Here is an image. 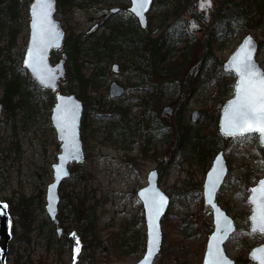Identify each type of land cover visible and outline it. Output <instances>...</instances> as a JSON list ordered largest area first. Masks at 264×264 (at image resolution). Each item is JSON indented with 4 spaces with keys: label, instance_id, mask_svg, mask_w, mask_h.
<instances>
[{
    "label": "rangeland",
    "instance_id": "obj_1",
    "mask_svg": "<svg viewBox=\"0 0 264 264\" xmlns=\"http://www.w3.org/2000/svg\"><path fill=\"white\" fill-rule=\"evenodd\" d=\"M19 1V16H15L13 21L14 27L17 28L13 46L9 48L8 35L0 36V61L12 68L19 65L23 67L30 37L29 4L32 0ZM216 3L214 0L212 19L204 24L202 33L189 31L185 22L188 18L187 11L183 12L184 35L178 36V46L184 45V40L191 33L195 38L193 57L184 69L179 70L182 83L177 82L161 90L162 104L155 108L154 114L161 119L164 126H172L180 119L181 122L192 126L197 125L202 129V133L215 130L218 120L214 119L213 112L223 105L218 100L220 88L236 78L232 73L224 72V61L247 34H251L259 43L264 41V24L252 28L249 32L233 25L227 34L213 42L215 59L204 60V40L215 24L213 16ZM155 4L154 2L148 13V29L151 35L156 37L165 30L174 35L178 27L177 18L170 16L162 23ZM113 6L118 4L75 7L70 13H56V18L61 21L67 32L65 42L69 35L84 34L96 24L98 27L88 33L91 39L87 45L107 34L115 21V16L109 12ZM166 9L162 7L160 11L164 12ZM130 15V12L124 10L122 19L128 20ZM60 56V52L54 51L53 62ZM130 57L129 49H126L122 57L110 63L99 64L107 77L97 92H88L95 97V102L94 111L87 113L85 127L82 120L81 136L86 158L81 164H70L73 175L77 177L63 181L60 196L68 200L76 196L78 200L74 201V204L77 206H95L96 232L104 248H96L93 264H134L143 257L146 246V227L144 221H140L144 213H141V201L137 197V191L146 186L148 173L157 169L160 187L170 195L171 203L162 222L163 245L155 264H201L207 240L202 217L212 224V213L205 212L208 207L204 205L202 197V184L206 174L204 164L194 158L192 162L188 161L180 151L170 165L164 167L160 157L154 154L153 145L147 144L145 148L144 141L140 138H129L136 120H146L138 98L148 96V89L137 84L138 72H129ZM257 60L264 69V45L260 47ZM91 63L84 69L87 75L96 67L93 61ZM114 63L120 66L117 73L112 71ZM66 67L68 69L69 64ZM22 74L23 79H26L27 70L23 69ZM190 75L196 77V90L182 100L188 88L185 80ZM146 78L144 73L142 79ZM113 81L126 89L124 95L117 99L109 97V85ZM233 86H227V89H233ZM58 90L77 95L75 87L69 91L66 81L59 83ZM53 93L54 98L55 92ZM1 95L0 88V97ZM182 104V111L178 113L177 109ZM117 105L126 106L129 115L122 118L113 114L112 110ZM167 105L173 108V112L162 115V110ZM194 110L201 113L200 119L195 123L191 121ZM145 115L147 118L148 112ZM49 117L50 114H47L43 107L34 110L26 105L18 114L16 128L13 129L11 123L5 121L3 110L0 115V199L7 203L8 199L15 202L20 194H25L28 197L33 196L36 203L34 232L27 243L22 242L19 237H14L12 233L7 264H74L75 261L76 264H89L90 249L82 250L81 245L68 234L76 228L75 222L66 220L64 213L60 216L61 200L57 214L59 226L50 220L47 213L45 217L41 214L42 209L46 212L47 186L53 180L52 164L57 161L61 144ZM218 140L219 150L223 151L229 168L218 201L237 224V231L226 245V252L237 261L242 260L251 248L264 242V234L252 233L249 230L251 204L248 201L249 187L256 184L264 174V147L259 144L257 134L219 137ZM160 141L161 139L157 140L155 146L167 155V145ZM13 142L17 143V152L9 150ZM13 213H17L16 220L19 221L20 213L11 212L12 215ZM48 223L53 225L52 231H49ZM84 245L88 246V242Z\"/></svg>",
    "mask_w": 264,
    "mask_h": 264
},
{
    "label": "trees",
    "instance_id": "obj_2",
    "mask_svg": "<svg viewBox=\"0 0 264 264\" xmlns=\"http://www.w3.org/2000/svg\"><path fill=\"white\" fill-rule=\"evenodd\" d=\"M195 1L155 0V6L159 9L161 15L160 21L162 23H165L170 16L177 18L178 27L174 35L165 30L160 35L154 37L151 35L149 29L142 30L137 20L131 15L128 20L122 19L123 13L115 15V21L109 27L107 34L88 45L87 43L91 39L88 34L69 35L65 42L67 65L69 64L66 82L69 91H72L73 87H75L78 97L83 101L85 113L83 115V124L85 127L87 113L94 111L95 102V97L89 95L88 92H97L107 77V75H104L103 69L99 67V64L103 62L110 63L122 57L124 51L129 49L131 54L128 60L131 63L129 72H138L137 77L139 80L137 84L148 89V96L138 98L143 117L146 120H136L132 128L133 132L129 138H140L144 141L145 148H147V144L153 145V152L160 157L164 167L170 165L175 156L181 151L185 154L188 161L192 162L194 158L202 162L205 171H207L212 164L214 155L219 151L218 138L223 137L219 133L218 128L216 127L213 131L202 133V129L197 125L192 126L189 123L181 122L180 119L168 127L164 126L161 119L154 114L155 108L162 104L161 90L166 86L181 82L179 70L184 69V66L193 57L194 36L190 33L189 37L184 40L185 44L182 46H178V42H180L178 36L181 35L183 37L184 35L182 33L184 28V25H182L183 12ZM216 2V10L213 16L215 24L211 31L207 32V38L204 40V60L215 59L212 51L213 42L216 38L227 34L231 26L236 25L244 28L245 32H249L252 28L264 24V0H216ZM96 4H118L125 7L129 5V0H57V13L66 14L70 13L75 7H86ZM162 7H166V11L161 12L160 9ZM170 7H172L170 10L171 14L168 12ZM20 9L21 4L19 0H0V36L3 34L9 36V48L13 46L15 41L17 28L14 27L13 21L15 20V16H19ZM259 44L261 47L264 45V41ZM91 61L96 64V67L87 75L84 69L88 67V64H92ZM22 73V66L19 65L12 68L5 62L0 61V88L2 90L0 102L3 105L5 121L10 122L13 129L16 128L17 116L24 109V106L29 105L34 110H37V107H43L46 113L50 114L54 104V93L51 90L41 88L29 74L26 79H23L24 74ZM144 73L147 75L145 80L142 79ZM222 73L225 76L223 70ZM195 80L196 77L191 75L186 78L185 81L188 88L184 92L185 95H183L182 100L196 90L194 87ZM234 83L235 80H232L231 83L221 86L218 100L222 104L232 96L233 89L228 90L227 86H233ZM99 104H101L100 101ZM221 106H218L213 112L215 120H218V110H220ZM182 108L183 104L177 109V112L180 113ZM147 112L148 116L146 118L145 114ZM112 113L122 118L129 115L126 106L123 105H117L112 110ZM204 117L206 116L204 115ZM159 139H161L160 142L162 144L167 145V155H164L163 150L159 151L158 147L155 146V143ZM16 147H18L17 143L13 142L9 150L17 152L18 148ZM76 177L72 173L68 180L76 179ZM198 187L195 186V188ZM34 199L33 196L28 197L25 194H20L15 202L14 200H7L10 205V212L18 211L20 213L19 221L16 220L17 213H13L12 215L14 237H19L25 243L29 241L30 236L34 232V207L36 205ZM76 200H78L76 196L72 197L71 200L61 197L60 206L62 208L60 216L64 213L66 220L75 222L76 228L69 231L68 234L78 242V245H81L82 250L90 249L88 260L89 264H93V253L96 248H104L96 232L95 206L93 204L86 206V208L84 205L77 206L74 204ZM205 212L209 213L210 210L205 209ZM41 214L42 217H45L46 212L44 209L41 210ZM140 221L143 223V216L140 218ZM202 222L208 236L212 231V224L208 223L204 219V216L202 217ZM47 226L49 231H52L54 228L51 223H48ZM181 226L184 227L185 225L181 224ZM86 242H88V246L84 245ZM81 248L79 247V249ZM74 264H76V261ZM236 264L254 263L249 259L247 253L242 260H237Z\"/></svg>",
    "mask_w": 264,
    "mask_h": 264
},
{
    "label": "water",
    "instance_id": "obj_3",
    "mask_svg": "<svg viewBox=\"0 0 264 264\" xmlns=\"http://www.w3.org/2000/svg\"><path fill=\"white\" fill-rule=\"evenodd\" d=\"M130 4L127 7V11L130 12L137 20L138 23L141 27V29L145 30L148 28L149 21H148V13L151 11L154 0H150V3L147 5V9L143 11V21L141 22L140 17L136 16L134 13L131 12V9L134 6L133 0H129ZM35 3V0H32V3L30 4L29 7V17H30V22H29V28H30V37H29V42L27 46L26 53L23 58V67L27 70L29 75L35 80V82L42 88H48L52 91H55V102L54 105L51 109V114H50V122L53 126V128L56 131L57 134V140L61 142L60 144V153L57 155V161L52 164V169H53V180L50 182L47 186V191H46V205H45V210L52 222H54L57 226H59V220L57 218V214L59 211V204L61 200L60 196V186L63 183L64 180L68 179L70 177V164L72 163H83L85 161V151H84V145L81 137V122H82V116H83V102L76 96L75 93H64L60 90H58L59 82L60 81H65L67 78V70H66V60H67V54L65 53L64 49V42L66 38V30L63 27L61 21H59L56 18V13H57V0H54V8L51 14V19L54 21L55 25L58 26V31L62 34L60 39L56 41L52 46H50L46 53H45V63L47 66L55 73L56 79L54 81V87H47L42 85L39 80L36 78V76L33 74L32 70L27 68L25 66V60L27 59V53L29 51V48L31 46V39H32V27H31V20H32V14H31V9L32 5ZM214 0H199L193 5V8H198L199 10L204 12V21L209 22L211 19V14L210 12L213 11L214 9ZM121 10L120 7L118 6H113L109 9L110 14H116ZM195 24V23H194ZM196 25V24H195ZM98 24L92 27L88 33H91L93 29L97 28ZM193 29V28H191ZM196 30H199L200 27H196ZM247 38H251V41L254 45V52L252 53V59L256 63V65L259 66V69L264 72V69L260 65V63L257 60L258 52H259V42L256 40L251 34H247L244 36V38L241 40V42L236 46L235 50L228 56V58L224 61L223 63V69L225 72L232 73L236 78H235V85L233 88V95L225 101V103L222 105L220 112H219V118H218V131L221 135L225 137H238V136H228L224 130H223V124H224V114L226 109L228 108L229 103L235 99V90H236V84L239 80V77L234 73L229 71V66H230V61L232 60V57L238 52L240 47L245 43ZM53 51H61L62 55L59 58V60L55 63L52 62V52ZM112 69L114 72H117L119 70V65L117 63H114L112 66ZM125 92V88L117 83L116 81H113L110 84L109 88V96L110 98H119L121 97ZM63 98V100L61 99ZM70 102L71 104L78 105V110L76 112V141H77V147H78V152L76 154V159H71L67 158L66 154V141L65 137L61 131V127L58 121V116L59 112L58 109L61 107V105L65 102ZM3 106L2 103L0 102V115L2 114ZM173 108L171 106H165L162 110V115L166 114H172ZM201 117V113L198 110H194L191 114V121L193 123L197 122ZM257 134L259 136V143L260 145L264 146V143H261L260 135L259 133H253ZM247 136V134H245ZM60 168L61 171L57 172V169ZM67 173L66 175L64 173ZM229 168L227 165V162L225 160L223 151L220 150L213 158L212 164L210 168L207 170L205 174V179L203 182V188H202V196L204 200L205 206L209 207L212 212V225L213 229L212 232L208 235L206 245H205V251L203 254L202 258V263L201 264H206V259H207V253H208V248L210 243H215L213 241V236H219L220 237V242H219V247L226 258L227 261L230 262V264H236V260L231 258L230 255L226 252L225 246L226 244L230 241L232 235L236 232L237 230V225L235 222V219L224 209L220 203L218 202V194L226 180V177L228 176ZM209 174H213V178L215 179L216 177H219L216 180V188L213 192L212 196V203H209L208 200V187H209ZM264 181V176H262L255 185H252L249 187V195H248V201L250 203V197L252 196V192L250 191L251 189L257 188L260 185V182ZM155 191L160 193L164 197V206L161 209L160 215L156 217L154 220L150 219L149 216V210L145 206V197L141 195L142 193L146 192H151ZM137 197L141 201L143 211H144V222H145V227H146V246H145V252L143 257L136 263L134 264H142V261L145 260L146 257H148V250L151 245V237H150V231L151 225H155L156 229H158V244L156 247L152 248L153 255L148 257L149 264H155V259L161 252V248L163 245V229H162V220L165 217L167 210L170 206L171 203V197L170 195L164 191L159 184V172L157 169L151 170L148 175H147V185L140 188L137 191ZM251 204V213L249 215V229L253 233L252 228V220L250 219L252 215L254 214V205ZM221 220V222L224 221L226 218L230 224L231 228L225 232L221 231L220 233H217L216 231V221L217 218ZM223 223H221V228H223ZM59 230V229H58ZM60 231V230H59ZM258 233H261L257 231ZM264 234V233H261ZM12 240V218L11 214L9 211V204L5 201H2L0 199V262L1 264H7L8 260V252H9V245ZM260 249H264V242L258 246L253 247L249 253L248 256L251 261H253L255 264H261V258L264 256V253H261ZM255 254V258H254Z\"/></svg>",
    "mask_w": 264,
    "mask_h": 264
},
{
    "label": "snow or ice",
    "instance_id": "obj_4",
    "mask_svg": "<svg viewBox=\"0 0 264 264\" xmlns=\"http://www.w3.org/2000/svg\"><path fill=\"white\" fill-rule=\"evenodd\" d=\"M133 3L138 6H134L131 12L140 17L141 22H144L143 11L147 9L150 0H133ZM53 8L54 0H35L32 5V39L25 60V66L32 70L42 85L47 87H54L56 76L45 63V53L62 35L58 31V26L51 19ZM254 50L251 38H247L230 61L229 71L234 72L239 80L236 84L235 99L229 103L224 114L223 130L228 136L243 137L245 134L250 136L253 133H259L261 143H264V72L252 59ZM61 99L63 100V98ZM77 110L78 105L67 101L58 109V121L66 141L65 151L67 158L71 159H76L78 152L75 132ZM60 171L61 169L58 168V174ZM218 178L214 179L213 174H209L208 200L210 204ZM250 191L252 192L250 203L254 205V214L250 218L253 224L252 231L253 233L257 231L264 233V181L260 182L259 187ZM141 195L145 197L144 202L149 210L150 219L154 220L160 215L164 206V197L155 191ZM221 223H223V228H221ZM216 226L217 233L223 231L226 234L231 228V224L226 218L221 222L219 217ZM150 228L151 245L148 257L153 255L152 248L157 246L159 239L156 226L151 225ZM212 239L215 243L209 244L206 264H230L219 247L220 237L213 236ZM78 250L77 248L76 251ZM258 251L264 253V249ZM148 257L142 261V264H149ZM261 264H264V256L261 258Z\"/></svg>",
    "mask_w": 264,
    "mask_h": 264
},
{
    "label": "flooded vegetation",
    "instance_id": "obj_5",
    "mask_svg": "<svg viewBox=\"0 0 264 264\" xmlns=\"http://www.w3.org/2000/svg\"><path fill=\"white\" fill-rule=\"evenodd\" d=\"M199 0H196L186 11H187V15L188 18L185 20L187 27L189 28L190 32H197V33H202L204 30V24H206L207 22L204 21V12L199 10L198 8H193V5L198 2ZM214 11V10H213ZM213 11L210 13L211 14V18L213 15ZM122 12V10L116 14H120ZM115 15V14H113ZM211 21V19H210ZM196 25H195V24ZM196 27H200L199 30H196ZM193 28V29H191ZM119 70H120V66H119ZM118 70V71H119ZM110 88V85H109ZM125 88V87H124ZM126 90V89H125ZM110 97V96H109Z\"/></svg>",
    "mask_w": 264,
    "mask_h": 264
}]
</instances>
